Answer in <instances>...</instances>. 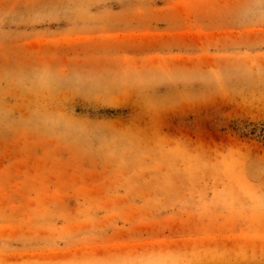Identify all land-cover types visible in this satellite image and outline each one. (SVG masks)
Returning a JSON list of instances; mask_svg holds the SVG:
<instances>
[{"label": "rangeland", "instance_id": "rangeland-1", "mask_svg": "<svg viewBox=\"0 0 264 264\" xmlns=\"http://www.w3.org/2000/svg\"><path fill=\"white\" fill-rule=\"evenodd\" d=\"M0 264H264V0H0Z\"/></svg>", "mask_w": 264, "mask_h": 264}]
</instances>
